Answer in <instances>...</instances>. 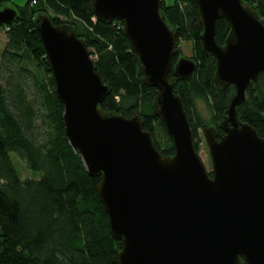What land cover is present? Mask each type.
<instances>
[{"label": "water", "instance_id": "1", "mask_svg": "<svg viewBox=\"0 0 264 264\" xmlns=\"http://www.w3.org/2000/svg\"><path fill=\"white\" fill-rule=\"evenodd\" d=\"M97 20L123 21L143 83L157 88L156 116L173 140L164 155L140 113L105 110L111 93L92 52L76 28L55 23L46 12L34 18L57 97L64 104L65 134L88 173L101 176L99 198L110 231L121 241L118 264H264V131L242 120L238 106L264 71V18L245 0H196L202 49L214 56L218 89L235 86L219 126L203 132L213 171L207 170L176 81H191L197 62L178 55L176 28L163 0H85ZM0 9V27L17 18ZM230 30L217 40L218 20Z\"/></svg>", "mask_w": 264, "mask_h": 264}, {"label": "trees", "instance_id": "2", "mask_svg": "<svg viewBox=\"0 0 264 264\" xmlns=\"http://www.w3.org/2000/svg\"><path fill=\"white\" fill-rule=\"evenodd\" d=\"M33 1L15 5L17 18L2 26L9 29L0 55V264H118L121 241L112 236L109 215L99 198L101 176L88 173L65 134L64 104L57 97L35 16L46 12L55 23L76 28L94 56L96 70L111 86L102 107L126 117L143 115L144 128L152 132L156 147L164 155H173V140L152 106L158 90L138 76L123 21L95 19L85 0ZM245 1L264 18V0ZM5 5L7 0H0V9ZM163 12L176 28L178 53L184 52L180 40L190 42L192 52L187 56L197 62L192 80L176 81L174 90L183 99L198 150L201 127L216 126L218 137L224 133L219 124L235 86L218 89L215 85L216 60L203 52L196 0L170 4L163 0ZM229 30L227 20L219 19V43H224ZM175 62L174 58L170 79ZM198 98L212 107L210 121L195 115ZM238 111L242 120L263 134L264 71L247 88ZM162 133L169 143L162 140ZM17 158L39 177L23 178Z\"/></svg>", "mask_w": 264, "mask_h": 264}, {"label": "rangeland", "instance_id": "3", "mask_svg": "<svg viewBox=\"0 0 264 264\" xmlns=\"http://www.w3.org/2000/svg\"><path fill=\"white\" fill-rule=\"evenodd\" d=\"M169 4L172 3L174 0H165ZM185 4V3H183ZM182 4V5H183ZM7 41V36L6 32L3 29V27H0V55L3 50V48L6 45ZM181 45L183 47L184 52L182 54H185V56L189 55L190 52H192L190 49V42H187L185 40H180ZM92 57L94 58L93 54ZM189 57V56H188ZM194 110H195V115L199 116L200 119H202L203 122L210 121L212 119L213 111L212 107L202 98H198L195 100L194 103ZM199 136H198V141H199V147H198V152L200 157L202 158L207 170L209 172L213 171V166H212V159L208 147V143L206 142L204 132H203V127L199 129ZM169 135V134H168ZM162 140L166 143H169V139L167 136L162 133ZM15 155V153L13 154ZM16 165L19 169V172L23 178L27 177H39V174L34 173L27 165V162L23 159L17 158L16 159Z\"/></svg>", "mask_w": 264, "mask_h": 264}, {"label": "crops", "instance_id": "4", "mask_svg": "<svg viewBox=\"0 0 264 264\" xmlns=\"http://www.w3.org/2000/svg\"><path fill=\"white\" fill-rule=\"evenodd\" d=\"M28 0H7V5L14 6L15 5H24Z\"/></svg>", "mask_w": 264, "mask_h": 264}, {"label": "flooded vegetation", "instance_id": "5", "mask_svg": "<svg viewBox=\"0 0 264 264\" xmlns=\"http://www.w3.org/2000/svg\"><path fill=\"white\" fill-rule=\"evenodd\" d=\"M181 56H185L184 54H180V53H178V55L175 57V60H177L179 57H181ZM224 134V133H223ZM222 134V135H223ZM220 138V137H219ZM210 174L212 175V172H210Z\"/></svg>", "mask_w": 264, "mask_h": 264}, {"label": "built area", "instance_id": "6", "mask_svg": "<svg viewBox=\"0 0 264 264\" xmlns=\"http://www.w3.org/2000/svg\"><path fill=\"white\" fill-rule=\"evenodd\" d=\"M33 2H35V0ZM6 29H9V27H6Z\"/></svg>", "mask_w": 264, "mask_h": 264}]
</instances>
